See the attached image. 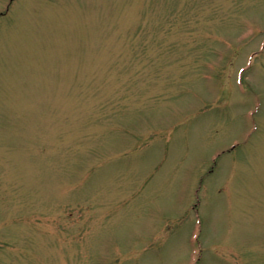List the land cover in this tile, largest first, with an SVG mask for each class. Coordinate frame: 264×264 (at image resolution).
<instances>
[{
	"label": "rangeland",
	"instance_id": "rangeland-1",
	"mask_svg": "<svg viewBox=\"0 0 264 264\" xmlns=\"http://www.w3.org/2000/svg\"><path fill=\"white\" fill-rule=\"evenodd\" d=\"M0 264H264V0H0Z\"/></svg>",
	"mask_w": 264,
	"mask_h": 264
}]
</instances>
